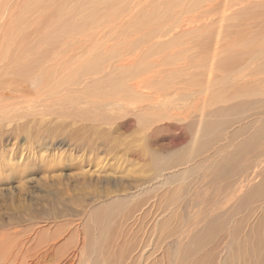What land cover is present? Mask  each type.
I'll use <instances>...</instances> for the list:
<instances>
[{"label": "rangeland", "instance_id": "obj_1", "mask_svg": "<svg viewBox=\"0 0 264 264\" xmlns=\"http://www.w3.org/2000/svg\"><path fill=\"white\" fill-rule=\"evenodd\" d=\"M263 240L264 0H0V264Z\"/></svg>", "mask_w": 264, "mask_h": 264}, {"label": "bare ground", "instance_id": "obj_2", "mask_svg": "<svg viewBox=\"0 0 264 264\" xmlns=\"http://www.w3.org/2000/svg\"><path fill=\"white\" fill-rule=\"evenodd\" d=\"M140 87V86H139ZM221 207V206H220ZM221 208H223V207H221ZM220 208V209H221ZM136 211V210H135ZM131 212V211H130ZM137 212V211H136ZM135 214V213H134ZM64 229V228H63ZM258 229H261V228H258ZM56 230V229H55ZM68 231V230H67ZM70 231V230H69ZM259 231V230H258ZM28 233V232H27ZM33 235V234H32ZM66 235V234H65ZM68 235V234H67ZM60 236V235H59ZM32 237V236H31ZM247 237V236H246ZM18 238V237H17ZM23 238V237H22ZM28 238V237H27ZM32 240V239H31ZM21 242V241H20ZM29 242H30V240H29ZM60 241H58V243H59ZM63 242V241H62ZM259 242H260V240H259ZM263 242H264V240H263ZM28 243V242H27ZM262 243V242H261ZM62 244V243H61ZM259 244V243H258ZM25 245V244H24ZM51 245V244H50ZM63 245V244H62ZM59 246V245H58ZM71 247V246H70ZM32 250V249H31ZM42 250V249H41ZM70 251V250H69ZM2 252V251H1ZM33 254V253H32ZM41 254V253H40ZM64 254V253H63ZM30 256V255H29ZM28 256V257H29ZM35 256V255H34ZM19 257V256H18ZM37 257H38V255H37ZM44 257V256H43ZM32 258V257H31ZM69 258V257H68ZM38 259H39V257H38ZM24 260V259H23ZM35 260V259H34ZM33 260V261H34ZM31 261V260H30ZM39 261V260H38ZM8 262V261H7ZM46 262V261H45ZM69 262H71V259H70V261ZM68 262V263H69ZM39 263V262H38ZM64 264V263H63ZM71 264V263H70Z\"/></svg>", "mask_w": 264, "mask_h": 264}]
</instances>
